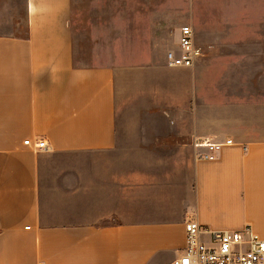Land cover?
I'll list each match as a JSON object with an SVG mask.
<instances>
[{
	"label": "crops",
	"instance_id": "obj_1",
	"mask_svg": "<svg viewBox=\"0 0 264 264\" xmlns=\"http://www.w3.org/2000/svg\"><path fill=\"white\" fill-rule=\"evenodd\" d=\"M73 3L25 0L27 31L0 34V264H172L188 221L264 240V0L196 20L205 57L170 71L136 58L145 40L127 67L85 63ZM125 70L148 83L145 113L167 116L143 143L121 142ZM159 70L174 104L152 101ZM38 139L47 152L24 144Z\"/></svg>",
	"mask_w": 264,
	"mask_h": 264
},
{
	"label": "rangeland",
	"instance_id": "obj_2",
	"mask_svg": "<svg viewBox=\"0 0 264 264\" xmlns=\"http://www.w3.org/2000/svg\"><path fill=\"white\" fill-rule=\"evenodd\" d=\"M224 1L226 0H74L73 27L86 48L82 58L87 64L100 62L98 55L104 54L106 60L121 59L127 67V62L134 58L129 52V45L136 40H145L146 44L153 47L146 45V49H143L136 46V58L143 59L142 52L148 49L152 52L147 57L149 61L170 71L177 68L169 66L165 55L167 57L170 51L178 52V34L181 28H194V22L198 19L207 24L209 11L215 10L218 19V11L222 12L224 9ZM257 30L264 31V23ZM26 31L25 0H0V34H20ZM116 44L119 46V56L115 49ZM98 46L101 47L100 50L97 49ZM168 74L160 70L150 74L146 72L145 78L151 79L149 87L153 92V103L160 96L167 106L169 103L174 104L175 78ZM142 79L140 72H122L123 96L126 102L121 130V142L124 144L149 141L154 132L149 130L144 133V128L167 130V116L145 113L144 87L148 83L145 84ZM154 91L160 95H156ZM135 95L137 100L132 98ZM129 101L132 104H128Z\"/></svg>",
	"mask_w": 264,
	"mask_h": 264
},
{
	"label": "built area",
	"instance_id": "obj_3",
	"mask_svg": "<svg viewBox=\"0 0 264 264\" xmlns=\"http://www.w3.org/2000/svg\"><path fill=\"white\" fill-rule=\"evenodd\" d=\"M203 57L205 51L195 44L193 28L182 27L179 52L171 51L167 55L169 66L192 68ZM24 144L38 152L49 150V144L45 139H38L35 142L26 140ZM204 145L208 148L218 147L216 144ZM195 146L203 147V144ZM203 158L210 159L212 156L205 155ZM185 228V249L172 264H264V240L253 234L250 229L244 232H213L196 221H188Z\"/></svg>",
	"mask_w": 264,
	"mask_h": 264
}]
</instances>
